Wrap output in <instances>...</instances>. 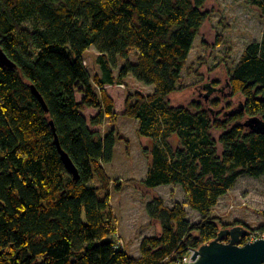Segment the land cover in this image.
Listing matches in <instances>:
<instances>
[{
	"label": "trees",
	"instance_id": "1",
	"mask_svg": "<svg viewBox=\"0 0 264 264\" xmlns=\"http://www.w3.org/2000/svg\"><path fill=\"white\" fill-rule=\"evenodd\" d=\"M207 1L0 0V47L15 63L0 62V264H175L217 237L223 220L212 210L220 197L242 175H264V133L244 124L255 116L264 120V30L228 78L232 96L244 97L243 108L218 97L210 105L200 99L172 104L211 15ZM251 3L264 18V0ZM91 46L101 71L94 75L83 56ZM129 74L154 85V92H128L123 100L119 87ZM120 116L137 119V134L147 141V175L127 182L147 189L179 184L200 214L193 223L185 204L169 206L154 196L146 209L160 231L141 239L139 256L117 247L111 188L123 185L105 168L118 140L130 153L118 129L102 133L107 118ZM249 229L264 231V225Z\"/></svg>",
	"mask_w": 264,
	"mask_h": 264
},
{
	"label": "rangeland",
	"instance_id": "2",
	"mask_svg": "<svg viewBox=\"0 0 264 264\" xmlns=\"http://www.w3.org/2000/svg\"><path fill=\"white\" fill-rule=\"evenodd\" d=\"M205 10L211 15L204 22L190 51L183 70L182 88L170 95V101L174 105H188L192 100L200 99L210 105L211 99L218 97L224 103L231 101L233 106L238 107L244 97L232 96L227 81L247 45L262 40L264 18L261 10L253 5L251 0H208ZM24 27L32 30L31 22H25ZM136 53V49L131 50L130 60L134 63L137 61ZM83 56L94 75L98 71L99 52L91 46ZM125 62L119 58L121 66ZM206 84L215 87L208 99L205 98L208 93ZM119 89L124 100L128 92L140 91L148 94L154 92L155 86L139 81L129 74L125 77V85ZM216 110H220V107ZM138 127V120L127 116H120L112 122L107 119L102 127V130L116 128L130 141L129 154L125 142L117 141L114 160L106 163V168L108 173L123 185L121 189H111V203L117 217L118 229L123 234L117 232L115 239H122L124 247L135 256L140 255L139 242L142 234H156L159 231V224L150 218L146 209L147 200L154 196H162L169 206L174 205L177 200L181 201L185 204L188 219L193 223L200 220V214L187 204L186 193L181 185L168 184L156 189H147L136 182L146 177L148 169V160L142 150L143 143L147 141L138 136ZM218 134L216 132V135ZM128 179L136 181L127 182ZM94 184L98 185L97 179ZM212 213L223 220L221 229L230 228L236 222L253 229L263 226L264 175L239 177L235 185L220 197ZM250 236L264 238V231H252Z\"/></svg>",
	"mask_w": 264,
	"mask_h": 264
},
{
	"label": "water",
	"instance_id": "3",
	"mask_svg": "<svg viewBox=\"0 0 264 264\" xmlns=\"http://www.w3.org/2000/svg\"><path fill=\"white\" fill-rule=\"evenodd\" d=\"M0 62L7 67H15V63L7 56L2 47H0ZM229 85L230 83L227 81V86ZM205 86L208 89L205 98L208 99L215 87L211 84H206ZM32 89L47 109L42 95L34 85ZM239 106L243 108L242 103ZM244 124L253 131L264 133V120L260 116L250 117L244 121ZM52 126L56 132L53 122ZM55 137L67 169L73 173L75 179H78L77 168L67 152L62 148L57 134ZM250 234L251 230L241 224L220 229L216 238L194 249L195 253L192 257L196 261L193 264H264V238L244 242V239Z\"/></svg>",
	"mask_w": 264,
	"mask_h": 264
},
{
	"label": "built area",
	"instance_id": "4",
	"mask_svg": "<svg viewBox=\"0 0 264 264\" xmlns=\"http://www.w3.org/2000/svg\"><path fill=\"white\" fill-rule=\"evenodd\" d=\"M121 86H124V84H122ZM259 237H252L250 236V238H248L246 241H254L255 239H257ZM117 242V247L119 248H125L124 244H123V240L122 239H116ZM195 253L194 249H190L189 252L181 259H179L175 264H193L196 260L192 257Z\"/></svg>",
	"mask_w": 264,
	"mask_h": 264
},
{
	"label": "crops",
	"instance_id": "5",
	"mask_svg": "<svg viewBox=\"0 0 264 264\" xmlns=\"http://www.w3.org/2000/svg\"><path fill=\"white\" fill-rule=\"evenodd\" d=\"M85 59H86V58H85ZM97 66H98V65H97ZM95 73H101L99 66H98V71H96ZM95 73H94V74H95ZM115 74H117V72H115ZM124 81H125V80H124ZM107 119H108V118H107ZM107 119H106V120H107ZM106 120H105V123H106ZM109 121H110V120H109ZM110 122H111V121H110ZM105 123H104V124H105ZM106 131H108V130H104V129H103V130H102V133H105ZM113 160H114V159H113ZM110 163H111V162H110ZM105 168H106V164H105ZM106 170H107V168H106ZM107 172H108V171H107ZM108 174H109V173H108ZM109 175H110V174H109ZM110 176H111V175H110ZM111 177H112V176H111ZM112 178H113V177H112ZM113 179H114V178H113ZM144 179H145V178H144ZM158 187H159V186H158ZM158 187H156V188H158ZM156 188H155V189H156ZM111 189H112V188H111ZM111 199H112V193H111ZM148 201H149V200H147V202H148ZM147 202H146V203H147ZM176 202H181V201L177 200ZM176 202H175V203H176ZM181 203H182V202H181ZM172 206H173V205H172ZM159 231H160V226H159ZM159 231H158V232H159ZM158 232H157V233H158ZM118 233L122 234V232H121L119 229H118ZM122 235H123V234H122ZM151 235H154V234H142L141 239H142L144 236H151ZM139 244H140V242H139ZM136 256H137V255H136ZM138 256H139V255H138Z\"/></svg>",
	"mask_w": 264,
	"mask_h": 264
}]
</instances>
